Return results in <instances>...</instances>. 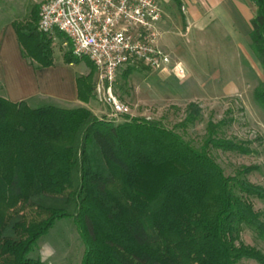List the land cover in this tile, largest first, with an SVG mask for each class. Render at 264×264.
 <instances>
[{
    "label": "trees",
    "instance_id": "16d2710c",
    "mask_svg": "<svg viewBox=\"0 0 264 264\" xmlns=\"http://www.w3.org/2000/svg\"><path fill=\"white\" fill-rule=\"evenodd\" d=\"M250 1L256 8L250 46L264 71V0ZM39 9L34 5L27 20L11 26L23 57L47 67L52 38L38 29ZM63 60L81 59L70 48ZM89 62V72L76 78L83 102L93 97ZM253 96L264 107V80ZM199 113L190 102L179 125L194 123ZM206 128L197 148L159 120L125 115L114 123L85 106L32 107L0 94V264H45L31 253L64 218L82 240L80 264H239L243 258L264 264V250L240 237L246 225L264 239V219L249 199L264 198V187L242 176L250 167L226 175L208 151L248 149L217 136L211 120ZM22 198L34 202L37 219L9 212Z\"/></svg>",
    "mask_w": 264,
    "mask_h": 264
},
{
    "label": "rangeland",
    "instance_id": "374dc122",
    "mask_svg": "<svg viewBox=\"0 0 264 264\" xmlns=\"http://www.w3.org/2000/svg\"><path fill=\"white\" fill-rule=\"evenodd\" d=\"M41 1L0 0V31L13 20H27L32 7L39 6ZM237 3L242 6L245 22L251 29L248 19L255 14V6L250 0H237ZM162 5L164 14L159 25V45L170 54L172 63L181 62L186 75L178 79L174 75L147 69L134 70L127 78L120 75L116 92L128 104L131 110L128 116L159 120L197 148L203 144L207 136L206 125L211 120L216 124L217 136L241 143L248 149L242 152L209 146V153L224 173L239 175L245 167H250V171L242 176L264 187V107L253 96L254 88L264 80V74L258 67L256 55L250 53L249 33L245 32L237 42L226 22L213 18L210 11L206 15L207 21L202 22L196 18L199 11L190 13L188 7L182 5L183 23L173 0H162ZM64 41V35L57 33L56 39H52L55 64H60L63 53L70 49L69 44H63ZM79 58L77 67L84 69L85 73L81 75H86L90 70L89 61L85 57ZM26 102L32 107L45 104L64 108L86 107L85 104L69 105L51 99ZM190 102L198 104L200 115L194 123L182 127L179 123L185 117ZM87 108L99 118L110 119L106 114L108 111L94 97L89 99ZM123 120L122 117L113 121L119 123ZM249 199L264 219V198L252 195ZM55 202L59 201L55 199ZM32 204L34 202L30 198H22L9 212H24L27 218L37 219V209ZM240 237L244 243L264 250V239L248 226H243ZM83 251L75 224L71 218H64L56 221L39 239L31 255L40 257L45 264H80ZM238 263L259 264L247 258Z\"/></svg>",
    "mask_w": 264,
    "mask_h": 264
},
{
    "label": "built area",
    "instance_id": "2783aa9c",
    "mask_svg": "<svg viewBox=\"0 0 264 264\" xmlns=\"http://www.w3.org/2000/svg\"><path fill=\"white\" fill-rule=\"evenodd\" d=\"M162 0H42L38 29L56 39L60 32L72 53L94 66L93 97L110 120L131 110L116 92L127 68L147 69L182 79L181 62L172 63L159 45Z\"/></svg>",
    "mask_w": 264,
    "mask_h": 264
},
{
    "label": "crops",
    "instance_id": "0c3cea01",
    "mask_svg": "<svg viewBox=\"0 0 264 264\" xmlns=\"http://www.w3.org/2000/svg\"><path fill=\"white\" fill-rule=\"evenodd\" d=\"M173 1L177 5L175 0ZM178 1L180 7L178 5L177 7L183 23L185 14L181 11L182 5L187 6L190 13L199 11V16L196 18L202 22L207 21L208 11L213 13V18L225 21L237 42L245 32L250 33L243 16L242 6L237 3V0ZM253 16L249 17V22ZM251 51L253 55L254 52L252 49ZM255 59L259 69L262 70L257 56ZM84 73V69L78 68L76 63H67L64 60L60 64H55L53 61V64L47 67H34L21 54L11 23L0 31V94L7 99L13 102L51 99L69 105L85 104L88 107L89 101L83 102L77 97L76 78Z\"/></svg>",
    "mask_w": 264,
    "mask_h": 264
}]
</instances>
